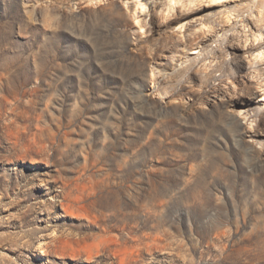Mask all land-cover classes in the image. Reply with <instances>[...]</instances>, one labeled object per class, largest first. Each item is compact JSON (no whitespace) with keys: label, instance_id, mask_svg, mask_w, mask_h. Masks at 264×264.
Returning <instances> with one entry per match:
<instances>
[{"label":"rangeland","instance_id":"obj_1","mask_svg":"<svg viewBox=\"0 0 264 264\" xmlns=\"http://www.w3.org/2000/svg\"><path fill=\"white\" fill-rule=\"evenodd\" d=\"M208 3L0 0V264H264V0Z\"/></svg>","mask_w":264,"mask_h":264},{"label":"bare ground","instance_id":"obj_2","mask_svg":"<svg viewBox=\"0 0 264 264\" xmlns=\"http://www.w3.org/2000/svg\"><path fill=\"white\" fill-rule=\"evenodd\" d=\"M171 1H173V3H174V1L175 0H171ZM194 1V0H193ZM206 1V0H205ZM231 0H209V3H208V6L209 7H218V6H225L227 3H229ZM235 1V0H234ZM170 2V1H169ZM192 2V1H191ZM196 3V2H195ZM194 3V4H195ZM206 4V3H205ZM143 5V4H142ZM189 5H193V4H189ZM144 8V7H143ZM201 9V8H200ZM146 10V9H145ZM227 14H228V12H227ZM233 19H234V16H231L230 15V13H229V15H228V17H227V20H228V23H229V25H231L232 24V22H233ZM138 21V20H137ZM139 22V21H138ZM182 28V27H181ZM257 38V37H256ZM261 38V37H260ZM258 40H260V39H258ZM258 42V41H257ZM248 43H249V41H248ZM263 55H264V53L263 54H259L256 58H263ZM253 59H255V58H253ZM40 246H43L42 244H40Z\"/></svg>","mask_w":264,"mask_h":264}]
</instances>
